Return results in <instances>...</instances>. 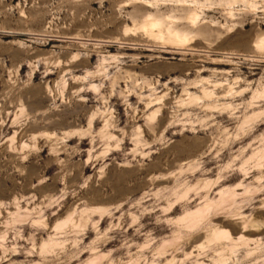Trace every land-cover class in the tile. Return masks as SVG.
I'll return each mask as SVG.
<instances>
[{
  "label": "rangeland",
  "instance_id": "1",
  "mask_svg": "<svg viewBox=\"0 0 264 264\" xmlns=\"http://www.w3.org/2000/svg\"><path fill=\"white\" fill-rule=\"evenodd\" d=\"M263 40L264 0H0V264H264Z\"/></svg>",
  "mask_w": 264,
  "mask_h": 264
},
{
  "label": "bare ground",
  "instance_id": "2",
  "mask_svg": "<svg viewBox=\"0 0 264 264\" xmlns=\"http://www.w3.org/2000/svg\"><path fill=\"white\" fill-rule=\"evenodd\" d=\"M184 7V6H183ZM198 14L195 13L193 14L191 17H190V23L195 26L198 22ZM156 26V23L152 24V27ZM146 28V27H145ZM158 39H160L161 41H164L166 42L167 44L168 43H172V45L176 44L177 46L178 45H183L187 42V36L185 35H181L177 32H173V31H167L166 34L162 33L158 36ZM158 42V41H157ZM165 44V43H164ZM171 45V44H170ZM259 47H264V40L261 42V45ZM263 49V48H262ZM204 94H207V93H204ZM236 196V195H235ZM221 198V196H220ZM223 199V198H222ZM191 214V213H190ZM200 214V213H199ZM192 215V214H191ZM255 224H253V221L251 220H247L245 219L244 220V224H243V229H244V232H248L249 229L253 230L255 228ZM216 229V228H215ZM226 231V230H225ZM250 231V230H249ZM218 235H224L226 236L228 239H233L234 240V236L232 237V234L228 231L226 232H221L220 230H217V233H216V236ZM210 238V237H209ZM245 238V236L243 235H240L239 240H243ZM219 263V262H218ZM221 264V263H220Z\"/></svg>",
  "mask_w": 264,
  "mask_h": 264
}]
</instances>
